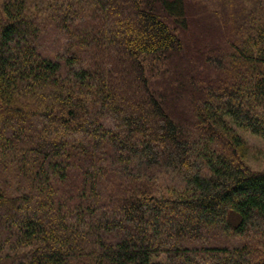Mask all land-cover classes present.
I'll return each mask as SVG.
<instances>
[{
  "label": "trees",
  "instance_id": "1",
  "mask_svg": "<svg viewBox=\"0 0 264 264\" xmlns=\"http://www.w3.org/2000/svg\"><path fill=\"white\" fill-rule=\"evenodd\" d=\"M239 129L264 0H0V264H264Z\"/></svg>",
  "mask_w": 264,
  "mask_h": 264
},
{
  "label": "rangeland",
  "instance_id": "2",
  "mask_svg": "<svg viewBox=\"0 0 264 264\" xmlns=\"http://www.w3.org/2000/svg\"><path fill=\"white\" fill-rule=\"evenodd\" d=\"M194 29L196 31V28ZM239 132L251 146V151L246 161L255 170H264V139L249 130L239 129Z\"/></svg>",
  "mask_w": 264,
  "mask_h": 264
}]
</instances>
